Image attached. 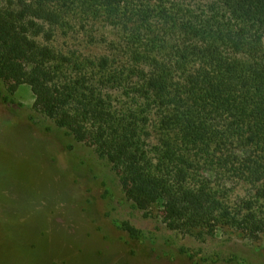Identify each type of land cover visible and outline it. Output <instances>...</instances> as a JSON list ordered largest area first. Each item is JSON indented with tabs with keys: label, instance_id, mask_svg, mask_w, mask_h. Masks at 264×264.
Here are the masks:
<instances>
[{
	"label": "trees",
	"instance_id": "trees-1",
	"mask_svg": "<svg viewBox=\"0 0 264 264\" xmlns=\"http://www.w3.org/2000/svg\"><path fill=\"white\" fill-rule=\"evenodd\" d=\"M96 22L115 28L109 54L57 47L76 25L97 41ZM0 81L5 101L29 85L168 227L264 232V0H0ZM234 184L254 195L233 205Z\"/></svg>",
	"mask_w": 264,
	"mask_h": 264
},
{
	"label": "rangeland",
	"instance_id": "rangeland-1",
	"mask_svg": "<svg viewBox=\"0 0 264 264\" xmlns=\"http://www.w3.org/2000/svg\"><path fill=\"white\" fill-rule=\"evenodd\" d=\"M96 23L97 41L76 25L59 31L57 47L109 54L115 28ZM5 95L0 81V264H264V232L168 227L159 203L136 208L111 164L32 109L29 85ZM233 188V205L254 195L246 184ZM254 201L264 212V197Z\"/></svg>",
	"mask_w": 264,
	"mask_h": 264
}]
</instances>
